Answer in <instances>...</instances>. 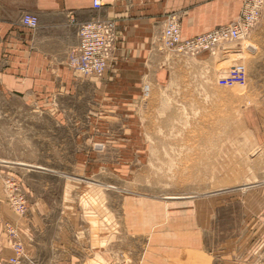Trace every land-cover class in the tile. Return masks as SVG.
Segmentation results:
<instances>
[{"label":"rangeland","instance_id":"1","mask_svg":"<svg viewBox=\"0 0 264 264\" xmlns=\"http://www.w3.org/2000/svg\"><path fill=\"white\" fill-rule=\"evenodd\" d=\"M228 43L213 69L158 43L132 111L74 71L52 112L0 87L8 261L264 264V79ZM231 67L244 85L218 83Z\"/></svg>","mask_w":264,"mask_h":264},{"label":"crops","instance_id":"2","mask_svg":"<svg viewBox=\"0 0 264 264\" xmlns=\"http://www.w3.org/2000/svg\"><path fill=\"white\" fill-rule=\"evenodd\" d=\"M243 1L101 0V7L94 9L91 0H0V87L32 101L41 110L54 111V100L73 92L76 75L92 79L66 65L70 49L78 43V25L110 19L117 34L113 55L106 73L95 78L99 89L116 96L119 110L132 111L138 95L144 93L140 80L159 62L156 46L169 16L178 20L181 38H190L232 23ZM23 14L37 17L36 28L21 23ZM241 41L247 45L235 54H247L248 78L264 79V69L258 67L264 64V7ZM223 52L218 58H223ZM196 56L202 61L208 59L210 67L215 68L217 61L212 54L203 51ZM81 252L82 258L64 252V258H57L56 264H86L85 250ZM11 255L5 234L0 231V264H12L8 261Z\"/></svg>","mask_w":264,"mask_h":264},{"label":"built area","instance_id":"3","mask_svg":"<svg viewBox=\"0 0 264 264\" xmlns=\"http://www.w3.org/2000/svg\"><path fill=\"white\" fill-rule=\"evenodd\" d=\"M92 8L101 7V0H91ZM264 0H244L239 16L230 24L219 26L200 35L181 38L180 24L174 16H169L159 38V44L182 55H196L200 51L215 53L222 45L234 42L247 34L249 29L258 21ZM21 23L30 28H36L38 19L34 15L23 14ZM78 43L72 47L66 58V65L81 75L102 77L109 66L116 41V25L110 19H94L78 25ZM222 86L244 85L245 73L235 67L218 79ZM145 92L147 87H144ZM11 229V228H10ZM18 245L15 252L19 253ZM11 262H16L12 257Z\"/></svg>","mask_w":264,"mask_h":264},{"label":"bare ground","instance_id":"4","mask_svg":"<svg viewBox=\"0 0 264 264\" xmlns=\"http://www.w3.org/2000/svg\"><path fill=\"white\" fill-rule=\"evenodd\" d=\"M145 92V91H144Z\"/></svg>","mask_w":264,"mask_h":264}]
</instances>
